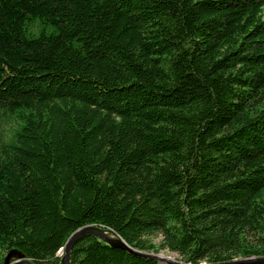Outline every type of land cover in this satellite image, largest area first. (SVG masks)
I'll list each match as a JSON object with an SVG mask.
<instances>
[{
	"label": "trees",
	"instance_id": "obj_1",
	"mask_svg": "<svg viewBox=\"0 0 264 264\" xmlns=\"http://www.w3.org/2000/svg\"><path fill=\"white\" fill-rule=\"evenodd\" d=\"M87 225L264 257V0H0V264ZM70 261L173 264L92 234Z\"/></svg>",
	"mask_w": 264,
	"mask_h": 264
},
{
	"label": "water",
	"instance_id": "obj_2",
	"mask_svg": "<svg viewBox=\"0 0 264 264\" xmlns=\"http://www.w3.org/2000/svg\"><path fill=\"white\" fill-rule=\"evenodd\" d=\"M86 234L95 235L96 237L112 244L113 246L126 249L129 252L140 255V256H147V257L155 258L163 263L184 264L177 258H171L168 256L161 255L160 253L147 252V251L136 249L132 247L131 245H129L124 239H122L115 232L104 229L103 227L98 226V225H87L75 231L74 233H72L71 236L68 238L65 246L59 252V254L64 253L59 264H70L71 263L70 261L71 248L73 247L74 243L79 238H81L82 236ZM12 258H15V259L12 260ZM248 262H264V257L249 256V257L234 259L231 261L219 262L215 264H238V263H248ZM4 264H36V263H34L33 261H31L30 259L24 256L19 255L16 252V250L11 249L4 258ZM200 264H209V263H200Z\"/></svg>",
	"mask_w": 264,
	"mask_h": 264
},
{
	"label": "rangeland",
	"instance_id": "obj_3",
	"mask_svg": "<svg viewBox=\"0 0 264 264\" xmlns=\"http://www.w3.org/2000/svg\"><path fill=\"white\" fill-rule=\"evenodd\" d=\"M3 126H4V128H9V127H10V123L4 121V122H3ZM160 239H161L160 236H155V237H154V241L157 242V243L160 241ZM159 253H160L161 255L168 256V257H171V258H177V256H178V254H177L176 252H172V251L167 250V249L162 250V251H160Z\"/></svg>",
	"mask_w": 264,
	"mask_h": 264
}]
</instances>
